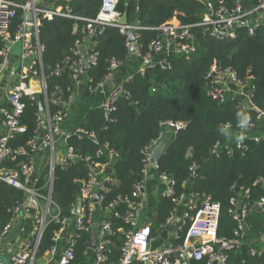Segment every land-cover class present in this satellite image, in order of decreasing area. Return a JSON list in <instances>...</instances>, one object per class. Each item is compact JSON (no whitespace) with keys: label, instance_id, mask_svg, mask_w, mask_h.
<instances>
[{"label":"trees","instance_id":"16d2710c","mask_svg":"<svg viewBox=\"0 0 264 264\" xmlns=\"http://www.w3.org/2000/svg\"><path fill=\"white\" fill-rule=\"evenodd\" d=\"M24 2L25 0H15ZM60 0H56L58 2ZM103 0H71L74 12L86 18H95L101 9ZM233 8L241 6L252 9L257 0H116V9L126 13L129 24L147 27H161L171 24H188L199 22L208 10V4ZM22 22V9L17 8L11 32L14 34ZM75 19L55 17L45 19L40 25L39 40L43 46L44 75L48 82L47 95H62L69 99L68 87L73 86L70 71L55 74L54 70L69 55L78 34L72 31ZM82 22V21H80ZM235 39H219L211 35L210 30L202 26L194 27L195 50L188 56L170 54L168 60L171 69L161 66L146 67L144 73L138 72L143 58L127 45V36L118 27L107 26L95 37L94 50L98 53L97 63L87 69L90 85L93 88L94 106L87 112L81 122V128L95 133V138H79L76 134L69 137L68 146H72L81 156H92L97 162H108L106 154L97 156L100 148H109L117 152L111 161V171L107 176L114 180L107 181L108 190L101 201V214L96 220L104 218L112 221L114 227L124 230L133 228L122 217L128 208V200L135 198L134 186L144 179V150L155 140H162L168 135L169 142L159 163V172H166L175 180V192H199L211 195L222 205L219 236L232 237L237 220L230 213V198L241 196L236 187L250 189V210L245 217L251 227V235L262 229L264 214L257 202L264 198V184L255 183L264 176V140L256 141L248 134L243 144L232 145V139L238 132L237 113L244 112L251 117V123L259 127L262 119L257 117L255 109L245 110L241 107L242 99L236 97L225 103L213 100L207 93L206 76L214 61L221 67H232L241 78H247L253 86L251 100L264 111V29L250 35L242 27ZM137 42L144 52L149 50L150 41L159 35L155 29L137 31ZM73 56V55H72ZM121 60L123 67L118 74L121 79L133 75L132 81L125 83L127 93H123L116 103V109L107 118L99 107L103 92L99 83L109 70L110 60ZM119 78V79H120ZM56 86L61 91H56ZM40 99L44 101L43 95ZM26 107L21 115L23 132L14 135L10 144L15 148H29V143L36 129L39 106L36 100L23 97ZM7 105V104H6ZM5 106V105H4ZM51 112L61 109L59 104L50 102ZM2 120V115L0 114ZM167 122H182L186 126L171 130ZM226 124L230 126L227 127ZM227 127L228 135L220 132ZM170 133H166L167 130ZM217 146V147H216ZM217 148L215 153L212 149ZM28 154L19 155L16 160H5L4 166L19 168ZM195 165L194 169L190 167ZM89 169L83 158L73 161L70 168L59 164L54 170L53 200L59 205L61 216H69L72 207L79 199V181L87 178ZM26 199L21 189L0 181V235L3 226L14 218L13 209ZM114 203L113 208L118 217L106 208ZM177 203L168 196L160 194L157 203V216L152 222L154 235H161L166 229L168 217ZM61 223L50 221L44 230L36 251V257H42L54 246L53 237L60 229ZM95 227L80 234L76 248L78 263L82 262L92 250L90 247ZM185 231L181 239L185 237ZM124 235L113 237L112 259L118 260L123 246ZM251 242L244 238L241 250L228 251L226 264H264L263 258L250 253Z\"/></svg>","mask_w":264,"mask_h":264},{"label":"built area","instance_id":"2783aa9c","mask_svg":"<svg viewBox=\"0 0 264 264\" xmlns=\"http://www.w3.org/2000/svg\"><path fill=\"white\" fill-rule=\"evenodd\" d=\"M42 2L48 4L45 7H39L38 4ZM70 2L71 0H60L58 2L56 0H53V2L52 0H25L24 2L0 0V76L10 61L13 45L21 44L20 69L16 79L8 88V105L0 108L3 125V134H0V181H5L25 192V201L13 209L14 218L25 208L26 211L32 210L31 218L33 221L31 233L23 237L16 247L10 249V262L8 264H36V251L44 230L50 221L61 223L60 229L53 237L54 246L49 251L52 255L51 262H55L53 264H79L76 248L80 240V234L94 228L93 218L96 206L101 205V201L105 198L104 192L108 190L107 181L114 180L107 176V172L111 161L118 155L117 152L105 147L100 148L97 156L106 154L109 157L108 162L100 163L90 155L81 156L75 152L72 146H68L69 137L73 134H76L79 138L89 137L94 139L96 135L93 131L80 127L76 132L68 134L66 136L68 153L62 161L56 163L54 160V152L58 142L57 136L61 134L62 124L69 115L67 106L75 96L76 86L82 80H86L88 90L93 93L90 78L86 73L87 69L84 67V61H88V68L91 64L97 63L98 53L94 50L95 37L101 34L107 26L118 27L120 32L127 36V45L131 47L134 43V52L143 58L138 72L144 73L146 67L158 65L162 69H171L172 63L168 60L170 54H185L188 56L190 52L194 51V27L196 26L205 27L210 30L211 35L219 39L237 38L238 29L242 27L250 35L264 29V0H257V4L249 10L241 6L233 8L216 7L209 3L208 10L199 22L177 23L154 28L139 24L120 23L119 18L122 14L116 9V0H103L101 9L95 18L77 15ZM17 8L22 9V22L13 34L11 26L17 15ZM30 12L35 14V21L29 30L28 25L31 23L27 21V16ZM55 17L76 20L72 31L74 34H78V37L71 49V55L62 63H59L54 70L55 74L70 71L73 86H69L67 89L70 93L68 100H64L62 95H47L48 82L44 75V48L39 40V32L43 20H51ZM141 29L159 31V35L150 41L147 52H144L137 42V38L140 37L137 31ZM130 31L135 33L134 42L130 39ZM122 67L121 60L111 59L108 73L105 79L99 83L103 92V99L99 107L109 117L116 109L119 97L124 92L127 93L125 83L133 79L132 74L125 79L120 78L121 76L118 74ZM206 79L207 93L213 100L225 103L238 97L242 99L241 107L243 109H255L257 117L259 119L264 118V111L258 109L251 100L254 87L250 86L247 78L239 77L232 67L223 68L218 62L214 61ZM113 80L117 84L115 87L109 88L107 84ZM231 86L239 88L241 94H232ZM56 91H61V88L56 86ZM40 95H43L44 101L40 99ZM24 96L36 100L38 105L42 102L45 106V112L41 113L39 111L37 115L36 129L28 149L15 148L10 144L16 133L25 130V126L21 124V115L26 107V102L23 101ZM50 102L59 104L61 109L52 113ZM166 125L169 129L174 127L175 130L186 126L182 122H167ZM251 125L250 128L244 130L245 137L256 131L262 132L254 123H251ZM226 126L229 127L230 125L226 124ZM241 131L238 127L236 136ZM252 138L256 141L264 140V134L262 132L252 136ZM159 141L155 140L145 147L143 159L145 162L144 179L135 184V198L128 200L129 210L122 215L124 221L132 224L133 228L124 230L122 227H114L112 221L107 218L99 220L96 232L97 243L94 249L95 264H136L138 261L140 264H226L228 251L241 250L244 238L251 242L250 253L255 257L264 259V224L262 229L255 232V236H252V229L245 221V217L251 209L250 189L236 187V185L232 187L241 195L240 197L237 195L230 198V213L237 220V226L234 230V236L230 238L219 236L221 203L205 193L193 191L177 195L174 188L175 180L169 173L159 172V165L152 162V151ZM243 142L238 144L235 141V144L240 147ZM44 148L51 149V165L46 181L43 185H39L35 177L38 172L36 157L38 152ZM23 154H28V158L20 163L19 168L4 166L5 160H16L19 155ZM78 158H83L89 169L88 177L79 181L78 201L82 203L81 212L77 213V204H75L71 209V214L63 217L59 205L53 200L54 170L57 164L70 168L73 161ZM194 166L190 168L194 169ZM152 167H154V176L162 185L160 194L171 197L177 203L166 222V229L169 225L175 223L171 230H166L170 234H168L170 242L167 244H156L159 242L161 235L153 234L152 223L141 224L140 222L141 212L146 205V181L152 174ZM255 183L264 184V176L257 179ZM96 194L99 198L98 201L96 200ZM29 197L32 201L28 199ZM113 205L114 203L110 204L106 211H111L120 217L121 214L114 210ZM257 206L264 214V198L257 202ZM179 208H182L180 213H178ZM13 219L3 226L0 243L2 237L11 229ZM67 231L69 233L65 236ZM183 231L186 232L185 237L179 242ZM119 234L124 235L123 246L119 259L113 260V237ZM60 250L61 252L58 255ZM0 264H3L1 257Z\"/></svg>","mask_w":264,"mask_h":264},{"label":"crops","instance_id":"0c3cea01","mask_svg":"<svg viewBox=\"0 0 264 264\" xmlns=\"http://www.w3.org/2000/svg\"><path fill=\"white\" fill-rule=\"evenodd\" d=\"M21 52V44H14L11 51L10 61L3 70L0 76V108L4 105H8L7 101V91L10 85L16 79V76L20 69V57ZM37 82V80L35 79ZM232 94H241V90L235 86H231ZM92 93L88 90L87 81L82 80L77 86L75 90V96L72 100H70L68 108V117L62 124V131L58 138V142L56 144V150L54 152V160L55 162L62 161L63 158L68 153L67 147V139L66 136L70 133H74L81 126V122L83 118L86 116L87 112L94 106V101L91 98ZM0 118V134H3V125ZM260 131H264V118L262 119L261 125L258 127ZM257 129V130H258ZM258 130V131H259ZM166 133H170L168 129ZM165 137H168V135ZM164 137V138H165ZM163 138V139H164ZM236 138L232 139L231 144L234 145ZM37 166L38 172L36 173V180L39 185H43L44 181H46L47 176L50 171L51 165V149L44 148L41 149L37 154ZM154 167H152V174L147 178L146 181V205L141 212V224L144 223H152L157 216V203L160 196V190L162 185L159 184L158 180L153 174ZM184 205V203H183ZM101 206L98 204L96 206V211L94 215V227L95 232L98 230L99 219L96 220V217H100L101 214ZM33 209V207H32ZM182 208H179L178 213L181 212ZM32 210L26 211L24 208L22 211L17 214V216L13 219L12 227L7 232L1 240L0 243V257L3 261V264H8L10 262V249L16 247L19 241L28 236L33 229V221L31 218ZM168 229V228H167ZM170 229H168L169 231ZM165 231L161 234L160 240L156 244L169 243L170 238L168 236L169 232ZM170 235V234H169ZM61 250L58 252L60 254ZM52 255L50 252H46L42 257H36V264H53L55 262H51L50 258ZM58 257V256H57ZM79 264H95V250L92 249L87 257L80 262ZM136 264H140L139 261Z\"/></svg>","mask_w":264,"mask_h":264},{"label":"water","instance_id":"95a60500","mask_svg":"<svg viewBox=\"0 0 264 264\" xmlns=\"http://www.w3.org/2000/svg\"><path fill=\"white\" fill-rule=\"evenodd\" d=\"M52 2H53V0H52ZM47 4H48V3H44V2H42V3H39L38 6H39V7H45ZM27 21H28L29 23H31V24L28 25V29L30 30V29L32 28V23H34V21H35V14H33L32 12H30V13L28 14V16H27ZM119 22H120V23H123V24H127V23H128V16H127L126 13L122 14V16L119 18ZM129 36H130L131 41L134 42V41H135V33H134L133 31H130V32H129ZM130 48H131V50L134 52L135 44L132 43V45H131ZM84 67H85V69H88V61H87V60L84 61ZM116 84H117L116 81L113 80V81H111V82H108L107 86H108L109 88H113V87L116 86ZM38 106H39V111H40L41 113L45 112V106H44V104H43L42 102H40ZM108 117H109V116L107 115V118H108ZM170 128H171V130H175L174 127H170ZM168 142H169V137H165L164 139L160 140V141L156 144V146L153 148V151H152V162H153L155 165H159V163H160V161H161V159H162V157H163V155H164L165 147H166V145H167ZM215 152H216V148H213V149H212V153H215ZM110 171H111V168L109 167V168H108V172H110ZM28 199H29L30 201H32V200H31V197H29ZM96 200H97V201L99 200L97 194H96ZM81 206H82L81 201H78V203H77V208H76L77 213H80V212H81ZM174 226H175V223L169 225V226H168V229L171 230ZM68 233H69V231H67V232L65 233V236H67ZM96 243H97V233L94 232V233L92 234L90 247H91L92 249H95V248H96Z\"/></svg>","mask_w":264,"mask_h":264},{"label":"clouds","instance_id":"9594fccd","mask_svg":"<svg viewBox=\"0 0 264 264\" xmlns=\"http://www.w3.org/2000/svg\"><path fill=\"white\" fill-rule=\"evenodd\" d=\"M237 124H238V127L242 130L241 133L238 136H236V141L239 144V143H242L245 139L244 130H247L248 128L252 126L251 117L245 114L244 112H238L237 113ZM220 132L224 135L229 134L227 127L220 128Z\"/></svg>","mask_w":264,"mask_h":264}]
</instances>
